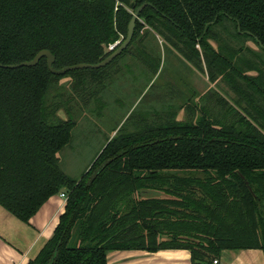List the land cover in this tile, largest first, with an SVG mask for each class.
<instances>
[{
	"label": "trees",
	"instance_id": "trees-1",
	"mask_svg": "<svg viewBox=\"0 0 264 264\" xmlns=\"http://www.w3.org/2000/svg\"><path fill=\"white\" fill-rule=\"evenodd\" d=\"M146 3L152 7L137 20L132 44L111 65L130 55L147 67L157 62V74L145 46L152 33L238 100L219 99L221 118L201 109L195 122L159 119L165 124L121 130L74 180L58 154L76 123L52 124L46 104L71 73L54 76L46 59L0 68V206L28 224L50 199L67 197L53 237L30 264H108L122 251L187 250L192 264H214L226 251L264 253V74L251 62L238 67L246 49L215 32L229 26L228 39L264 52V0H0V65L31 62L42 51L55 56L56 70L97 65L124 42ZM187 172L204 178L180 175Z\"/></svg>",
	"mask_w": 264,
	"mask_h": 264
},
{
	"label": "rangeland",
	"instance_id": "rangeland-1",
	"mask_svg": "<svg viewBox=\"0 0 264 264\" xmlns=\"http://www.w3.org/2000/svg\"><path fill=\"white\" fill-rule=\"evenodd\" d=\"M227 27V31L232 34L231 27ZM227 31L215 29L218 35L227 39L231 48L238 51L246 49L242 56L234 60L241 65L238 67L248 70L247 62H251L258 64L260 73L264 74V52L250 40L228 39ZM211 43L215 48L219 45L214 41ZM145 46L153 50L149 54L158 60L159 74L154 72L157 62L150 61L147 67L128 55L103 70L71 72L50 89L46 104L56 115L52 124L58 125L70 120L76 123L70 144L58 154L61 169L70 178L80 180L91 169L106 144L121 130L125 134L141 131L146 121L164 125L165 122H158L159 119L195 122L201 111H196L194 116L195 113H191L194 106L221 118L225 110L222 103L218 102L219 99L229 101L231 106L238 100L225 82L220 79L212 83L205 73L187 62L158 35L150 33L145 38ZM150 55L147 57L152 60ZM248 75L258 77L260 74L253 72ZM209 85L212 86V97L206 96ZM146 88L148 90L139 100ZM188 174L204 178V174L198 172L180 175Z\"/></svg>",
	"mask_w": 264,
	"mask_h": 264
},
{
	"label": "crops",
	"instance_id": "crops-1",
	"mask_svg": "<svg viewBox=\"0 0 264 264\" xmlns=\"http://www.w3.org/2000/svg\"><path fill=\"white\" fill-rule=\"evenodd\" d=\"M148 88L139 96V100ZM207 88L208 92L205 95L212 97V86L209 85ZM220 92L218 93L223 95ZM201 109L194 106L192 111L194 110L196 114V111ZM117 130L118 128L114 133ZM66 203L61 195L53 197L28 224L18 220L0 206V264H30L34 261L53 237ZM218 261L219 264H264V253L261 250L226 251ZM108 264H192V259L191 253L187 250H164L155 254L122 251L111 253L108 256Z\"/></svg>",
	"mask_w": 264,
	"mask_h": 264
},
{
	"label": "water",
	"instance_id": "water-1",
	"mask_svg": "<svg viewBox=\"0 0 264 264\" xmlns=\"http://www.w3.org/2000/svg\"><path fill=\"white\" fill-rule=\"evenodd\" d=\"M152 7L151 4L146 3L142 7L138 8L135 14L133 15V18L129 24L128 28V35L127 38L124 40V42L120 43L117 49L110 55L106 60L103 62L97 64V65H90V64H80L72 67H66L62 70H56L54 68V65L56 63V58L55 56L50 52V51H42L40 52L33 61L31 62H25L20 65H14V66H2L0 65V68H6L10 70H16L20 68H33L39 65L40 61L42 59L47 60V65L49 68V71L54 75V76H65L68 73L75 72V71H80V70H101L105 69L109 65H111L116 59H118L122 54L130 47V45L133 42L134 36H135V31H136V24L137 20L140 18V15L142 11L147 7Z\"/></svg>",
	"mask_w": 264,
	"mask_h": 264
},
{
	"label": "built area",
	"instance_id": "built-area-1",
	"mask_svg": "<svg viewBox=\"0 0 264 264\" xmlns=\"http://www.w3.org/2000/svg\"><path fill=\"white\" fill-rule=\"evenodd\" d=\"M120 42L116 43L115 45L110 46V51H114L118 46ZM61 197L67 201V197L64 194H61ZM214 264H219L218 261H214Z\"/></svg>",
	"mask_w": 264,
	"mask_h": 264
}]
</instances>
